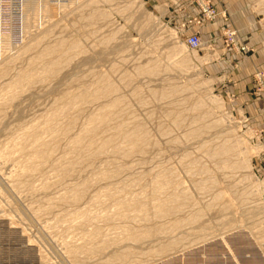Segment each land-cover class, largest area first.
<instances>
[{"label":"rangeland","instance_id":"1","mask_svg":"<svg viewBox=\"0 0 264 264\" xmlns=\"http://www.w3.org/2000/svg\"><path fill=\"white\" fill-rule=\"evenodd\" d=\"M203 1L213 21L200 0L199 15L181 23L153 0H0V222L38 264H264V0H248L255 32L244 45L230 13ZM220 16L210 39L202 29ZM195 34L198 50L188 46ZM241 53L253 57L245 69ZM19 74L30 81L10 88ZM114 102L108 122L71 151L87 119ZM47 117L54 136L41 132ZM33 129L53 153L28 173ZM90 140L111 144L92 156ZM225 146L237 151L222 154ZM158 182L167 191L154 194ZM78 189V200L68 196ZM15 241L0 230V264H33Z\"/></svg>","mask_w":264,"mask_h":264},{"label":"bare ground","instance_id":"2","mask_svg":"<svg viewBox=\"0 0 264 264\" xmlns=\"http://www.w3.org/2000/svg\"><path fill=\"white\" fill-rule=\"evenodd\" d=\"M34 7H36V8H39V7H43L42 6V4H36V5H34L33 6V8ZM4 39H5V37H4ZM4 39H1L0 38V43L1 42H5V40ZM4 50V49H3ZM1 48H0V53H3L2 51H3ZM1 56V55H0ZM51 65V64H50ZM53 65V64H52ZM51 68V66H49L48 67V69L47 68H45V70H43V71H45V72H51L53 69H50ZM145 72V71H144ZM25 74V73H24ZM24 74H22V75H20L19 74V76L17 75V78L14 80V81H12L11 83H10V88H12L13 86L16 88V86H18V84L20 83H26V82H28V81H30L29 80V77H28V75L29 74H26V75H24ZM31 76V75H30ZM32 78V77H31ZM19 84V85H20ZM21 84V85H22ZM23 84V85H24ZM29 84V83H28ZM103 87V88H102ZM102 87H98V88H96L93 92V94H91V99H92V97H94V98H100L105 92H108V91H112L113 90V86L112 85H110V84H108V85H104V86H102ZM18 88V87H17ZM19 88H20V86H19ZM70 101H68L67 103H66V105H65V107H63V108H61L59 111H57L56 112V114H54L55 116L57 115V113H58V115L59 114H61V115H65L68 111H69V109L71 110L74 106L77 108V105L78 104H82L86 99H85V97H82L81 95L80 96H76V98L74 97L73 99L71 98V99H69ZM8 101V100H7ZM116 104H117V102H114L113 104H111L110 106H107L106 108H103V110H102V112L100 113V115L99 116H95V117H90V119H87V123L85 124V126L81 129V132L79 133V135L74 139L73 138V140H71L70 141V143L69 144H71L70 146H71V151H73L74 149H76V148H79V147H82V148H84V142L87 140V138L89 139V138H91V137H93L94 136V134H95V132H96V130L101 126L102 127V125L103 124H106V122H108L107 120H108V118H109V115L107 114L108 113V111L110 110V109H112V108H114L115 106H116ZM79 106V105H78ZM75 109V108H74ZM73 109V110H74ZM56 110V109H55ZM111 112V111H110ZM52 113V112H51ZM69 113V112H68ZM53 115V116H54ZM98 115V114H97ZM50 116V115H49ZM54 116V117H55ZM107 116V117H106ZM57 118V117H56ZM58 119H59V117H58ZM54 121H56V119H54V118H49L48 119V117H47V123H48V127L47 128H45V130H43V131H41V132H43V133H45L46 134V136H48L47 134L48 133H51V135L52 136H54L55 134L53 133L54 131L55 132H57L56 131V123L54 122ZM52 122H54L55 124L53 125L52 124ZM46 123V122H45ZM58 123V122H57ZM74 123H75V121H74ZM73 125V124H72ZM39 127V126H38ZM63 127V126H62ZM72 127V126H71ZM105 127V126H104ZM33 128V127H32ZM31 128V129H32ZM36 128V127H35ZM59 128V127H58ZM38 129V128H37ZM31 130V132H28L27 134H26V137L25 138H27L28 139V141L30 142L29 143V146L28 147H30L29 149L30 150H28V151H30V154H29V157H27L28 158V160H25L26 161V163L25 164H23L24 166H23V169L25 170V171H29L28 173H32V172H36L37 171V169L42 165V164H44L46 161H47V159H49V157L51 156V154L53 153V151L52 150H47V143L44 141V139H43V135H42V133H40L38 130ZM100 129V128H99ZM98 129V130H99ZM30 131V130H29ZM30 133V134H29ZM53 133V134H52ZM57 134V133H56ZM42 135V136H41ZM25 136V135H24ZM23 136V137H24ZM141 138V137H140ZM125 139H126V141L127 142H129L130 144H131V146H134L135 144H136V142L139 140V139H137V135H136V133H132V134H130V135H125ZM46 140V139H45ZM49 140V139H48ZM107 140V139H106ZM109 143H110V141H106V142H103V143H101L98 147H96V143L94 142V140H90V142H89V144H88V149L85 147V150H87V152L86 153H88L89 151L88 150H90L89 148H94V145H95V147L97 148H95L97 151L96 152H92L93 153V155L92 156H94V155H98V154H103L107 149V146L109 145ZM28 144V143H27ZM27 144H24L23 145V147H24V149H22V151L24 150L25 151V149H26V145ZM68 144V145H69ZM111 144V143H110ZM14 145V144H13ZM21 147V146H20ZM49 147V146H48ZM14 148V147H13ZM55 148V147H54ZM69 149V148H68ZM131 149V148H130ZM7 150V149H6ZM55 150V149H54ZM84 150V151H85ZM92 150V149H91ZM70 151V152H71ZM232 151H237V147H229V146H225L222 150H221V153L222 154H229V153H231ZM7 152V151H6ZM11 152V151H10ZM91 152H90V157H92L91 156ZM128 152H130V151H128ZM23 153V152H22ZM106 153V152H105ZM113 153V152H112ZM109 154H110V152H109ZM127 154V153H126ZM27 155V154H26ZM88 155V154H87ZM65 158V157H64ZM50 160V159H49ZM63 160V159H62ZM61 160V161H62ZM64 161V160H63ZM66 161V160H65ZM64 161V162H65ZM21 162V161H20ZM65 164V163H64ZM67 167V166H66ZM69 167V166H68ZM71 167V166H70ZM54 168V167H53ZM63 168H65L64 166H63ZM62 168V169H63ZM66 170V169H65ZM64 171V170H63ZM107 174V173H106ZM157 174V173H156ZM103 175H105L104 174V172H103ZM59 176V175H58ZM63 176V175H62ZM98 178V177H97ZM159 178V177H158ZM157 178V179H158ZM93 179V178H92ZM95 179V178H94ZM165 180V179H164ZM156 181V180H155ZM159 181V180H158ZM94 182V181H93ZM172 182V181H171ZM45 183V182H44ZM89 184V183H88ZM86 186H87V184H86ZM167 186H168V184L165 182H158L157 184H155V186L153 187V193L154 194H161V193H164L165 192V190H166V188H167ZM77 188H78V186H76ZM85 187V186H84ZM200 187V186H199ZM76 188V189H77ZM73 189H75V188H73ZM73 189H70L69 191H71V190H73ZM133 189V188H132ZM201 189V188H200ZM167 191V190H166ZM107 192V191H106ZM117 192H119L120 193V191H117ZM79 193H80V190L78 189V190H74V191H72L71 193H70V195H68V196H70V198H72V197H74V199L75 200H78V195H79ZM83 194H84V192H82ZM65 194V193H64ZM153 194V195H154ZM181 194V193H180ZM113 195V194H112ZM114 195H116V194H114ZM114 195L113 196H111L112 198L114 197ZM133 195V194H132ZM182 195V194H181ZM134 196V195H133ZM110 197V196H109ZM108 197V198H109ZM140 197V196H139ZM174 197V196H173ZM180 197V196H179ZM184 197V196H183ZM125 198V197H124ZM127 198V197H126ZM131 198V197H130ZM133 198V197H132ZM142 198V197H141ZM167 198V197H166ZM168 198H171V197H168ZM177 198V197H176ZM188 198V197H187ZM58 199V198H57ZM122 199V198H121ZM180 199H182V198H180ZM71 200V199H70ZM124 200V199H123ZM134 200V199H133ZM170 200V199H169ZM169 200H167V201H169ZM173 201H175L176 202V200H178V198L176 199V200H174V199H172ZM171 200V201H172ZM90 201V200H89ZM120 201V200H119ZM126 201V200H125ZM128 201H130V200H128ZM159 201V200H158ZM166 201V200H165ZM71 202V201H70ZM141 202V201H140ZM174 202V203H175ZM51 203V202H50ZM116 203V202H115ZM118 203V202H117ZM116 203V204H117ZM127 203V202H126ZM136 203V202H135ZM139 203V202H138ZM114 204V203H113ZM137 204V203H136ZM139 205V204H138ZM168 205V204H167ZM171 205V204H170ZM175 205H177L176 203H175ZM94 206V205H93ZM111 206V205H110ZM118 206L120 207V206H122V203H119L118 204ZM145 206V205H144ZM172 206V209L174 210V208H173V205H171ZM114 207V206H113ZM112 207V208H113ZM118 207V208H119ZM123 208V207H122ZM132 208V207H131ZM145 208V207H144ZM144 208L143 207H140V208H138L137 209V213L139 212V213H144ZM106 209V208H105ZM128 209L129 208H127V211H128ZM157 209V208H156ZM158 209H160V210H158V211H161L160 212V215H161V213H166V212H168V210H169V207H167L166 206V204H162V205H159L158 206ZM104 210V209H103ZM114 210H116V209H114ZM125 210V209H124ZM126 211V212H127ZM157 211V212H158ZM77 212V211H76ZM112 212V211H111ZM121 212H122V210H121ZM129 212V211H128ZM136 212V211H135ZM146 212V211H145ZM174 212V211H173ZM116 213V212H115ZM94 214V213H93ZM96 214V213H95ZM71 215V214H70ZM87 215V214H86ZM164 215V214H163ZM69 216V215H68ZM84 216H85V214H84ZM100 216V215H99ZM146 216V215H145ZM157 216V215H156ZM102 217V216H101ZM123 217V216H122ZM130 217V216H129ZM132 217V216H131ZM143 217V216H142ZM83 218V217H82ZM86 218H88V217H86ZM85 219V218H84ZM123 219V218H122ZM139 219V218H138ZM146 219V218H145ZM93 220V219H92ZM127 221H129V220H127ZM132 221V220H131ZM135 221V220H134ZM90 222V221H89ZM71 223V222H70ZM79 223V222H78ZM82 223H85V224H87V221H85V222H83L82 221ZM80 224H81V222H80ZM98 224V223H97ZM130 224H131V222H130ZM132 224H133V222H132ZM76 225V224H75ZM96 225V224H95ZM131 226V225H130ZM55 229V228H54ZM72 229V228H71ZM0 230H2V232H4V234L6 235V236H9V235H11L12 237H14L15 238V246L14 247H16L17 248V250H18V255H21V254H23V253H26L29 249H25V250H22V251H20L19 250V245H18V243H19V240H18V238H17V236L18 235H15L16 234V232H11L10 230V232L13 234H11L10 232H6L5 230H4V227L3 226H0ZM165 230V229H164ZM167 231H168V229H167ZM89 232V231H88ZM130 234V233H129ZM147 234V233H146ZM92 236H94V235H92ZM132 236V235H131ZM144 236V235H143ZM122 237V236H121ZM231 237V236H230ZM90 238V237H89ZM232 238V237H231ZM230 238V239H231ZM132 239V238H131ZM94 240V239H93ZM229 241V240H228ZM85 242V241H84ZM88 242V241H87ZM64 243V242H63ZM4 244V243H3ZM87 244V243H86ZM88 245V244H87ZM86 246V245H85ZM94 246V245H93ZM4 248H7V247H9V245H4L3 246ZM65 247V246H64ZM11 248V247H10ZM73 248V247H72ZM71 248V249H72ZM77 248V247H76ZM84 248V247H83ZM82 247H81V249H83ZM216 248V247H215ZM218 248V247H217ZM197 249V248H196ZM212 249V248H211ZM213 249H214V247H213ZM212 249V250H213ZM79 250V249H78ZM90 250V249H89ZM211 250V251H212ZM220 250V249H219ZM219 250H217V251H219ZM70 251V250H69ZM93 251V250H92ZM209 250H207V252H208ZM210 251V252H211ZM213 251H215V250H213ZM212 251V252H213ZM217 251L215 252L216 254H217ZM222 251V250H221ZM71 252H72V250H71ZM212 252H211V254H212ZM84 253V252H83ZM192 253H194L193 251H192ZM197 253V252H196ZM199 253H200V251H199ZM218 253H220V252H218ZM204 254V253H203ZM203 254H201V255H203ZM207 255H209V253H206ZM205 254V255H206ZM223 254V253H222ZM191 255V254H190ZM196 255V254H195ZM200 255V254H199ZM29 256H30V258L32 259V263L33 264H35V261H34V257H33V254H31V252L29 251ZM198 256V255H197ZM196 256V258H198ZM214 256H215V254H214ZM213 256V257H214ZM218 256H219V254H218ZM223 256H225V255H223ZM191 257V256H190ZM193 257V256H192ZM191 257V258H192ZM205 257V256H204ZM216 257V256H215ZM221 257V256H220ZM188 258V257H187ZM200 258V257H199ZM203 258V257H202ZM211 258H212V255H211ZM209 256H208V259L210 260L211 259ZM195 259V258H194ZM205 259V258H204ZM203 259V260H204ZM221 259V258H220ZM197 260V259H196ZM199 260V259H198ZM202 260V261H203ZM214 260H216V258L215 259H213V260H210L211 262L212 261H214ZM219 260V259H218ZM190 261H191V259H190ZM195 260H193V262H194ZM200 261H201V258H200ZM7 262H10V261H8V260H5V261H2L1 263L2 264H6ZM192 262V261H191ZM195 262H198V261H195ZM210 262V263H211ZM16 263H18V262H16ZM165 263V262H164ZM198 263H200V262H198ZM197 263V264H198ZM203 263V262H202ZM207 263V262H206ZM189 264H191L190 262H189ZM193 264V263H192ZM194 264H196V263H194ZM201 264V263H200ZM208 264V263H207ZM212 264V263H211Z\"/></svg>","mask_w":264,"mask_h":264},{"label":"crops","instance_id":"3","mask_svg":"<svg viewBox=\"0 0 264 264\" xmlns=\"http://www.w3.org/2000/svg\"><path fill=\"white\" fill-rule=\"evenodd\" d=\"M154 4L158 7L167 8L169 10L170 16L181 22H188L193 20L199 15V10L194 4V0H153ZM213 6L221 13L224 10H227L231 17L232 23L239 32L240 45H244V42H247L248 34L255 32V13L253 12V4L248 0H210ZM224 25L222 17L220 16L218 21L213 25H205L202 29V32L208 31V36L212 39L215 35L218 34L221 27ZM254 26V27H253ZM246 45V44H245ZM238 60L242 63V69H245L253 60L252 56H244L242 53L239 55ZM257 62L253 64L260 68ZM261 69V68H260Z\"/></svg>","mask_w":264,"mask_h":264},{"label":"built area","instance_id":"4","mask_svg":"<svg viewBox=\"0 0 264 264\" xmlns=\"http://www.w3.org/2000/svg\"><path fill=\"white\" fill-rule=\"evenodd\" d=\"M199 6L201 8V12H202L204 19H207L210 21H213L214 19H216L217 13L215 12L214 9H212V6L210 5V3H207L203 0H200ZM227 35L229 37L230 42L234 43L235 42V40H234L235 33L232 31H228ZM188 46L194 50L200 49L202 46V40H201L200 36L197 34L190 36L188 38Z\"/></svg>","mask_w":264,"mask_h":264},{"label":"water","instance_id":"5","mask_svg":"<svg viewBox=\"0 0 264 264\" xmlns=\"http://www.w3.org/2000/svg\"><path fill=\"white\" fill-rule=\"evenodd\" d=\"M0 226H3L4 227V230L8 233L10 232L8 227L6 225H4L2 222H0ZM18 235V234H17ZM18 240H19V243H18V247H19V250L22 251V250H25L26 248L22 247L21 246V239H20V236L18 235L17 236ZM29 251L31 252V254H33V257H34V261H35V264H38V259L36 257V253L32 250V249H29Z\"/></svg>","mask_w":264,"mask_h":264}]
</instances>
